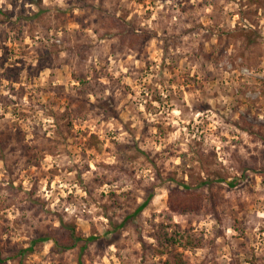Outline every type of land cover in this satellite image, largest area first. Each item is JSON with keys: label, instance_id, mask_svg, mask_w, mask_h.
Masks as SVG:
<instances>
[{"label": "rangeland", "instance_id": "374dc122", "mask_svg": "<svg viewBox=\"0 0 264 264\" xmlns=\"http://www.w3.org/2000/svg\"><path fill=\"white\" fill-rule=\"evenodd\" d=\"M186 184L203 206L174 213ZM61 220L99 236L82 263L16 256ZM171 221L189 264H264V0H0L7 264H164Z\"/></svg>", "mask_w": 264, "mask_h": 264}, {"label": "trees", "instance_id": "16d2710c", "mask_svg": "<svg viewBox=\"0 0 264 264\" xmlns=\"http://www.w3.org/2000/svg\"><path fill=\"white\" fill-rule=\"evenodd\" d=\"M230 184L234 183L231 182ZM185 189V191L179 189V193L177 194L174 192L171 193V198L169 200L171 211L174 213H188L189 211L199 212L203 206L204 194L187 184L185 185ZM152 198L153 193H150L145 201L137 207L134 213L127 215L122 224H124L126 220L134 218L141 213ZM61 221L62 223L59 228L45 232L43 235L33 239L30 246L19 249L16 256L20 255V257H22L34 251L38 243L51 241V251L55 253H63L81 247L80 263H82V255L88 247V243L98 239L99 236H83L77 231V227L74 223L65 222L64 220ZM154 229L151 236L159 243V247H156L158 254L166 255L164 264H189L185 257V253L181 251L180 248L199 249L203 246L204 238L197 236L191 227L183 228L180 223L173 221L160 222ZM8 259L9 258L2 256V251L0 250V264H7ZM23 263V260H20V264Z\"/></svg>", "mask_w": 264, "mask_h": 264}]
</instances>
